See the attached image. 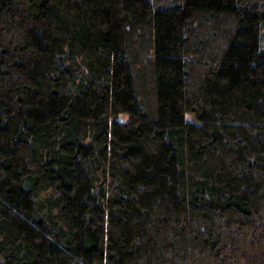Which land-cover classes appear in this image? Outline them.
Masks as SVG:
<instances>
[{
  "label": "trees",
  "instance_id": "obj_1",
  "mask_svg": "<svg viewBox=\"0 0 264 264\" xmlns=\"http://www.w3.org/2000/svg\"><path fill=\"white\" fill-rule=\"evenodd\" d=\"M0 264H264V0H0Z\"/></svg>",
  "mask_w": 264,
  "mask_h": 264
},
{
  "label": "rangeland",
  "instance_id": "obj_2",
  "mask_svg": "<svg viewBox=\"0 0 264 264\" xmlns=\"http://www.w3.org/2000/svg\"><path fill=\"white\" fill-rule=\"evenodd\" d=\"M123 117V116H122ZM125 117V119H127V116H124ZM187 118L189 119V120H195V115L194 114H192V113H188L187 114ZM120 119H121V117H120Z\"/></svg>",
  "mask_w": 264,
  "mask_h": 264
}]
</instances>
